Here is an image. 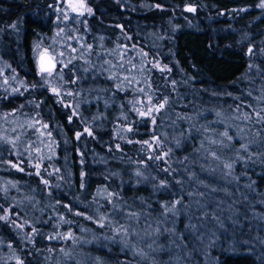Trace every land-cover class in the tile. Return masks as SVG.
I'll return each mask as SVG.
<instances>
[{
    "label": "rangeland",
    "instance_id": "374dc122",
    "mask_svg": "<svg viewBox=\"0 0 264 264\" xmlns=\"http://www.w3.org/2000/svg\"><path fill=\"white\" fill-rule=\"evenodd\" d=\"M1 1L11 44L18 13L41 11L25 56L0 59V137L15 125L33 134L0 171V252L117 230L103 215L114 205L131 212L126 195L175 205L179 240L207 264H264L258 215L244 211L236 235L178 215L183 201L198 204L202 177L227 181L238 203L264 187V130L250 123L264 117V0H82L92 9L83 15L68 0ZM44 52L51 74L39 66ZM165 99L155 123L139 115ZM194 154L196 173L182 176L177 161ZM145 165L158 171L152 182L136 179ZM157 247L166 264H183L175 244Z\"/></svg>",
    "mask_w": 264,
    "mask_h": 264
},
{
    "label": "trees",
    "instance_id": "16d2710c",
    "mask_svg": "<svg viewBox=\"0 0 264 264\" xmlns=\"http://www.w3.org/2000/svg\"><path fill=\"white\" fill-rule=\"evenodd\" d=\"M93 1L91 0V3ZM7 6L0 0V13L8 10ZM40 11L35 9L18 13L13 22L15 41L12 44L6 38L0 22V59L9 60L25 56V38L31 34L35 16ZM65 12L73 14L68 9ZM234 62L238 63L237 60ZM250 123L255 128L264 130V119L261 117L251 118ZM22 127L20 125L9 127V130L3 133V137H0V171L3 170L4 162L19 152H25L24 149L29 145L33 137L32 126L26 127L28 131L22 130ZM259 161L264 163L262 158ZM198 164L199 157L194 154L184 160L179 159L176 167L178 166V171L183 170L180 173L185 176L188 174L186 170L196 173ZM138 172L140 175H137ZM138 172L135 174L136 179L144 182L154 181L158 174L153 165H145ZM201 179L198 187L201 195L198 204L191 200L183 201L180 203L178 215L187 212L198 218L210 219L215 228L228 235L242 232L236 221L244 211L252 212L253 215H258L259 219H264V187L253 194L250 191L245 192V203H238L234 200L227 181L217 180L211 176ZM120 201L130 203L127 210L131 212L126 213L125 209L114 205L103 215L104 220L115 229L118 228L117 230L97 229L89 234L76 232L71 241L60 249H54L47 245L46 239L38 238L33 246L27 243L24 247L17 246L5 253L0 252V264H19L18 259L24 260L23 264H166L154 251L161 240L169 241L179 248L183 264H207L205 257L200 259L179 240L177 229L171 221L174 213L168 211L170 214L168 215L166 211L168 203L164 207H154L126 195H122ZM244 263L248 264L246 261L241 264Z\"/></svg>",
    "mask_w": 264,
    "mask_h": 264
},
{
    "label": "snow or ice",
    "instance_id": "6c2138e0",
    "mask_svg": "<svg viewBox=\"0 0 264 264\" xmlns=\"http://www.w3.org/2000/svg\"><path fill=\"white\" fill-rule=\"evenodd\" d=\"M260 6H261V7H264V3H262ZM68 7L71 8V10H72L73 12H78L79 15H83L85 11H86L88 14H91V13H92V9H91V8H87V7H85V5H84V3L82 2V0H81V3L79 4V7H77L76 5H74V4L72 3V0H68ZM189 10L191 11V10H193V9H189ZM13 27H15V25H13ZM251 52H252V50L249 49V54H251ZM41 70H42V71H46V72H48L49 74H51V71H52L51 68L41 69ZM161 70L163 71V70H165V69H161ZM54 91H55V90H54ZM141 91H143V90H141ZM150 99H151V98H149V100H150ZM167 103H168V101H167V99H165V100L163 101V103H160L158 106L154 105V106H152V107H149V108L147 109V111H140V110H137V111L139 112V115H140V116H142V117H150V118H152L153 123H155V119H154V117L152 116L153 112H154V111H155V112H159L161 109H163V108L165 107V105H166ZM245 118H247V117H245ZM261 119H264V117H261ZM45 127H47V125H45ZM128 130L131 131V129H128ZM85 131H88V130L85 129ZM90 134H91V133L89 132V135H90ZM49 135H50V134H49ZM223 135H224L225 137H227L228 139H231V137L228 136V133H227V132H225ZM242 147H245V149H246V145H245V146H242ZM159 158H160V157H157V159H159ZM227 167L231 168L232 165H227ZM137 175H140V173L138 172ZM45 183H46V181H45ZM175 203H176V204H179L180 201H176ZM167 211H172L173 213H175V205H173L172 208L167 209ZM133 215H134V214H133ZM0 219H7V217H0ZM69 235H70V234H69Z\"/></svg>",
    "mask_w": 264,
    "mask_h": 264
},
{
    "label": "water",
    "instance_id": "95a60500",
    "mask_svg": "<svg viewBox=\"0 0 264 264\" xmlns=\"http://www.w3.org/2000/svg\"><path fill=\"white\" fill-rule=\"evenodd\" d=\"M38 60L41 69H47V68L53 69L55 66L54 59L48 52L42 53Z\"/></svg>",
    "mask_w": 264,
    "mask_h": 264
}]
</instances>
